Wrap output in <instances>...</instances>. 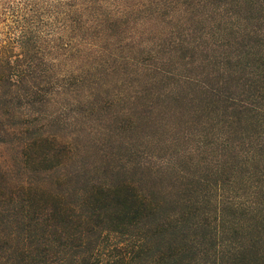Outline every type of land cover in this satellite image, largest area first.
I'll return each mask as SVG.
<instances>
[{"label":"trees","instance_id":"16d2710c","mask_svg":"<svg viewBox=\"0 0 264 264\" xmlns=\"http://www.w3.org/2000/svg\"><path fill=\"white\" fill-rule=\"evenodd\" d=\"M0 25V264H264V0Z\"/></svg>","mask_w":264,"mask_h":264},{"label":"rangeland","instance_id":"374dc122","mask_svg":"<svg viewBox=\"0 0 264 264\" xmlns=\"http://www.w3.org/2000/svg\"><path fill=\"white\" fill-rule=\"evenodd\" d=\"M0 27H1V25H0ZM2 27H3V25H2Z\"/></svg>","mask_w":264,"mask_h":264}]
</instances>
